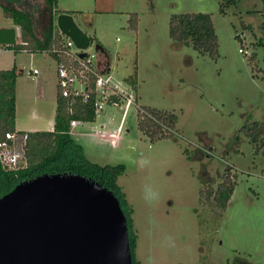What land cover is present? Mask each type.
Listing matches in <instances>:
<instances>
[{
	"label": "rangeland",
	"instance_id": "374dc122",
	"mask_svg": "<svg viewBox=\"0 0 264 264\" xmlns=\"http://www.w3.org/2000/svg\"><path fill=\"white\" fill-rule=\"evenodd\" d=\"M1 3L27 9L41 23L44 0H0V26H17ZM57 7L72 13L92 38L90 51L103 47L115 79H137L141 105L179 116L177 137L152 141L133 106L112 144L94 135L121 123L123 110L109 104L71 132L91 161L125 166L118 184L133 208L140 264H238L241 258L264 264V147L257 153L240 133L244 124L260 121L264 139V0H58ZM134 12L137 30L129 27ZM185 12L212 15L217 57L171 39V16ZM98 53L102 60L103 51ZM17 54L20 126L52 130L57 62L46 52ZM228 166L238 183L228 206L214 211L201 187L218 183Z\"/></svg>",
	"mask_w": 264,
	"mask_h": 264
},
{
	"label": "trees",
	"instance_id": "16d2710c",
	"mask_svg": "<svg viewBox=\"0 0 264 264\" xmlns=\"http://www.w3.org/2000/svg\"><path fill=\"white\" fill-rule=\"evenodd\" d=\"M44 2L45 6L40 13V24L29 10L1 3L14 24L21 28V40L15 45H0V47L13 49L15 52H46L55 59L60 58L58 52L54 50L59 49L60 51L66 39L57 25V17L62 11L57 7L58 0H44ZM139 21V14L132 13L129 18V27L137 30ZM169 35L173 41L190 45L203 55L211 57L219 55L220 39L210 13L173 14L169 23ZM259 43L264 44L262 38L259 39ZM97 47L103 51L106 62L110 66L109 58L103 47L100 44ZM250 56V62L253 64L257 55L254 52ZM17 79L16 66L10 69H0V141L6 138L8 132H15L19 135L27 134L25 144L27 165L20 169L9 170L0 160V197L11 191L18 183L44 173L75 172L95 179L112 190L119 198L128 220L133 264H140L135 255L137 233L133 226V208L129 205L122 186L118 184V179L124 173L125 166L123 164L101 165L91 161L86 156L83 146L76 142L71 134L73 119L95 120L94 107L77 102L74 104L75 111L71 113L69 111L70 102L58 91L56 117L52 130H17ZM128 80L137 90V79L132 76ZM141 107L142 109L137 111L138 126L152 141L177 137L179 116L175 111L148 105H141ZM240 133L255 145L257 153L264 147L260 121L244 124L240 128ZM237 183L238 174L233 172L231 166H228V170L218 183L202 184L201 198L212 210H223L228 206ZM238 264H252V262L241 258Z\"/></svg>",
	"mask_w": 264,
	"mask_h": 264
},
{
	"label": "water",
	"instance_id": "95a60500",
	"mask_svg": "<svg viewBox=\"0 0 264 264\" xmlns=\"http://www.w3.org/2000/svg\"><path fill=\"white\" fill-rule=\"evenodd\" d=\"M57 25L78 47L90 45L72 13L61 12ZM17 42V26H0V45ZM0 264H133L119 198L75 172L18 183L0 197Z\"/></svg>",
	"mask_w": 264,
	"mask_h": 264
},
{
	"label": "built area",
	"instance_id": "2783aa9c",
	"mask_svg": "<svg viewBox=\"0 0 264 264\" xmlns=\"http://www.w3.org/2000/svg\"><path fill=\"white\" fill-rule=\"evenodd\" d=\"M17 28L19 37L21 28L19 26ZM63 35L66 39L62 48L60 51L59 49L54 50L60 55V58L55 59L58 91L70 102L69 111L71 113L75 111L74 104L77 102L93 106L96 117L109 104L120 107L123 110V117L115 131H94L95 136L116 144L120 139L125 117L129 110L133 106L137 108V111L142 109L137 90L129 81L123 82L113 77L106 60L100 59L99 48L96 47L95 51L89 50L92 40L87 48H80L72 38ZM240 51L244 52V49L240 48ZM37 72V69L33 70L34 74ZM79 124H81L80 120L73 119L71 128ZM26 140L27 134L19 135L15 132H8L6 138L0 141V160L4 167L15 170L27 165ZM17 143L21 144L20 150L17 149Z\"/></svg>",
	"mask_w": 264,
	"mask_h": 264
},
{
	"label": "crops",
	"instance_id": "0c3cea01",
	"mask_svg": "<svg viewBox=\"0 0 264 264\" xmlns=\"http://www.w3.org/2000/svg\"><path fill=\"white\" fill-rule=\"evenodd\" d=\"M7 26H9V25H7ZM2 46H4V45H2ZM18 56L19 55L17 54V52H15L13 49L0 47V69H10V68H12L14 66L18 67ZM104 58H105V56L103 54V56H102V60L103 61L106 60ZM37 74H39V71L37 72ZM56 84H57V79H56ZM18 114H19V109H18V106H17V116H16V127H17V130H20V131L41 130L40 128H37V127H31V128H28V129H25V128L21 127L20 126V120L18 118ZM54 123H55V119H54V122H53V128H54ZM73 128H71V129L73 130Z\"/></svg>",
	"mask_w": 264,
	"mask_h": 264
},
{
	"label": "clouds",
	"instance_id": "9594fccd",
	"mask_svg": "<svg viewBox=\"0 0 264 264\" xmlns=\"http://www.w3.org/2000/svg\"><path fill=\"white\" fill-rule=\"evenodd\" d=\"M155 198V194L151 192V190H148V199L151 201L152 199Z\"/></svg>",
	"mask_w": 264,
	"mask_h": 264
}]
</instances>
